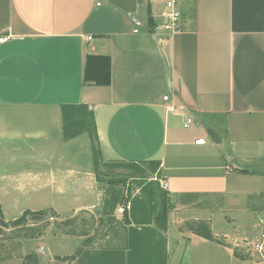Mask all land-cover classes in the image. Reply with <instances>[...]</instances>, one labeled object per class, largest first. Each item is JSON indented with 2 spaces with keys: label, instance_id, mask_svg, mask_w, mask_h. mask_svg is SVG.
Segmentation results:
<instances>
[{
  "label": "crops",
  "instance_id": "crops-1",
  "mask_svg": "<svg viewBox=\"0 0 264 264\" xmlns=\"http://www.w3.org/2000/svg\"><path fill=\"white\" fill-rule=\"evenodd\" d=\"M166 1L0 0V219L43 210L58 222L82 212L98 221L91 232L50 223L23 241V256L107 264L90 256L115 251L126 257L109 264H264L249 247L264 231V0H176L175 33L161 27ZM88 55L110 58L109 85L84 82ZM80 104L94 115V143L89 132L64 136L62 108ZM188 117L196 122L186 128ZM94 144L104 163L160 162L153 183L122 186L131 197L116 202L114 225L96 212L105 184L82 164ZM147 193L159 194L149 222L139 210ZM195 221L214 240L189 228ZM147 226L164 236V257L128 259L132 228Z\"/></svg>",
  "mask_w": 264,
  "mask_h": 264
},
{
  "label": "rangeland",
  "instance_id": "rangeland-1",
  "mask_svg": "<svg viewBox=\"0 0 264 264\" xmlns=\"http://www.w3.org/2000/svg\"><path fill=\"white\" fill-rule=\"evenodd\" d=\"M94 149L97 150V146L95 144ZM92 153L93 152H91L90 157L88 156V154L86 155V152L84 153L85 160L82 164L86 165L88 161L94 164V174L96 179L100 182H103L106 186L105 203L103 206H101V210H98L96 212H102L107 215V222L111 225H114V214L117 204L116 202H122L123 204L124 202L129 200V197H131V186L129 187L128 193L122 188V186L125 188L127 183L131 181L135 182L136 185H142L148 181H151L150 183H153V173L156 171V165L151 164L150 162L142 164L127 162L104 163L100 158V163L96 166L95 156L93 157ZM150 183L147 184L145 188H143V191H145L144 189H146V191H149L148 185H150ZM147 196L149 197V201H146V199L144 198L142 202L145 201L143 203L146 204L141 205L139 207V210L142 214L145 213V221L149 222L151 220V216L154 215L155 212L159 211L157 209V205L155 204L156 198L159 197V194L156 193L155 195L150 196V194L147 193ZM160 198L162 200L164 199V197L162 198V196H160ZM160 213H162L161 209L159 214ZM49 214L50 216L47 215L44 219H38L35 218V216L29 214L26 216L25 221L17 224H13L12 220H5V223H7L5 224L4 221H1L0 219V261L5 259L14 260L16 258L24 257V264H68L67 261L59 260L57 258L53 260H43V262L40 263V261H42L40 259L43 256L41 251H38L35 254L32 253V255L35 256L34 258H26V256H23L24 253L27 252L26 249H22L23 241H30L37 238L42 233H44L50 223H55L56 226H58L61 230L68 232H91L92 228H96V224H98V221H96L95 219V215L90 213L88 215L82 212L80 215L83 216H78V218L76 220H73V222L72 220L58 222L53 213ZM51 217L53 219H51ZM66 224H70V227H68ZM188 226L189 228H191V226H194L195 230H197L198 232H202L203 234H205L207 230V227L203 222H190ZM97 229L96 234L100 233L99 229ZM141 229H144L142 231L144 232V237H140L138 239V236H135V240L131 238L132 242L134 241L135 244L137 243L135 247L138 248V251L142 255L141 257H143L144 255L150 256L148 259L142 258L141 261H150L152 263L154 262V260L162 259L164 257V254L161 250L165 240L161 231L148 226L141 227ZM132 231L136 233V231ZM132 245H134V243ZM122 253H124L125 256V252ZM240 253L243 254V256L246 258L252 256V251H248L246 247L243 248ZM91 257L94 259H101L103 256L100 253H96L94 255L92 254L90 258ZM36 259H39V261H37ZM188 260L189 258H187V261Z\"/></svg>",
  "mask_w": 264,
  "mask_h": 264
},
{
  "label": "trees",
  "instance_id": "trees-1",
  "mask_svg": "<svg viewBox=\"0 0 264 264\" xmlns=\"http://www.w3.org/2000/svg\"><path fill=\"white\" fill-rule=\"evenodd\" d=\"M84 82L88 84H94V85H109L111 83V61L108 56H100V55H88L86 59V66H85V72H84ZM62 114H63V121H64V136L65 138H73L83 132H89L92 139H97V129H96V123L93 113L87 111V107L84 104L80 105H64L62 108ZM94 156H95V164L96 166L100 163L101 154L100 151L97 149H94ZM151 164L156 165V169L160 165L159 161H151ZM33 215L35 218L38 219H44L47 216L46 211H30L27 210L25 213L18 219L12 221L13 224L21 223L25 221L27 215ZM1 221L5 220L3 216H1ZM7 224V223H5ZM135 232L132 231L131 238L135 240V236L139 239L140 237H144V232H142L144 229L138 230V229H132ZM153 231V230H152ZM204 237L214 240V237L208 229V233L204 235ZM138 241V240H137ZM131 245V244H130ZM132 250L128 253V259L130 258H136L141 262V259H148L150 256H143L138 251V248L135 247V245H132ZM103 257L101 259H104L107 264H109L113 260H119L120 258L124 259V253H118V252H105L101 254ZM121 255V256H119ZM35 256L32 254H29L26 256V258H34ZM72 257L66 256V257H57L59 260H68Z\"/></svg>",
  "mask_w": 264,
  "mask_h": 264
},
{
  "label": "built area",
  "instance_id": "built-area-1",
  "mask_svg": "<svg viewBox=\"0 0 264 264\" xmlns=\"http://www.w3.org/2000/svg\"><path fill=\"white\" fill-rule=\"evenodd\" d=\"M164 15V22L161 24V27L163 30H165L168 33H175L181 29L180 27V22L182 18V14L180 10L177 8V3L176 0H168L166 1L165 5V11L163 13ZM136 31H138L136 29ZM91 38V37H89ZM5 38L2 37L0 38V41H4ZM165 99H168V96H165ZM196 121L192 117H188L184 123V127L188 128L191 125H193ZM197 144H205L206 139L205 138H199L196 140ZM164 187L168 186V183L165 182L163 183ZM51 219H53L51 217ZM251 249L252 251L260 258L261 262H264V231L261 234V237L254 241L251 242Z\"/></svg>",
  "mask_w": 264,
  "mask_h": 264
}]
</instances>
